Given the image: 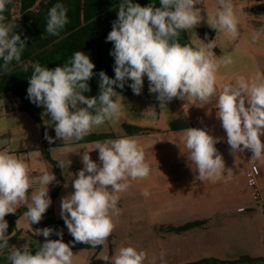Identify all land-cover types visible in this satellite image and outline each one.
Returning a JSON list of instances; mask_svg holds the SVG:
<instances>
[{"label": "clouds", "instance_id": "9594fccd", "mask_svg": "<svg viewBox=\"0 0 264 264\" xmlns=\"http://www.w3.org/2000/svg\"><path fill=\"white\" fill-rule=\"evenodd\" d=\"M11 2L0 0V71L4 74L12 73L9 65L13 61L19 63L26 48V38L21 39L15 31L17 25L7 22L3 15ZM198 3L201 0H160L156 7L155 3L141 6L133 0H121L117 19L106 38L114 45L110 55L115 60V78L100 71L98 96L84 95L90 91L88 81L95 64L82 51L74 52L63 66L54 69L31 64L28 98L43 106L44 115L50 116L48 124L54 126L55 138L80 141L106 122L118 121L123 97L113 86L122 89L130 80L133 93L139 95L146 76L149 92L157 94L161 108L173 98L191 100V104L201 107L214 104L230 151L235 155L248 150L251 160L264 161V75L256 73L251 79L236 76L218 88L216 74L232 59L215 57V39L195 48L177 40L181 31H192L200 24L201 10L195 7ZM217 5L214 13L207 11L208 26L236 39L239 20L233 0H217ZM67 11L63 3L52 6L45 32L58 36L68 23ZM251 38L256 42L259 37L253 33ZM28 67L25 64L24 70ZM45 136L52 142L53 137L47 132ZM219 139L204 128L188 127L183 131L184 154L191 167L195 165L192 169L201 182H216L225 176L224 160L215 147ZM92 149L99 150L101 163L93 161L89 151L82 154L83 168L72 179L74 191L61 199L60 215L74 242L95 248L103 245L115 228L113 217L119 214L120 199L117 193L127 191L131 181L147 178L151 167L134 138L97 141ZM57 163L63 169V161ZM55 180V175L47 170L30 175L22 159L0 152V253L9 246L5 216L15 214L23 205L27 208L23 215L30 224L39 223L52 202L49 184ZM68 186L66 182L64 187ZM142 194L149 193L145 190ZM53 231L49 227L37 228L35 235H43L45 240L35 254L28 244L13 247L6 257L8 264H73L74 253L70 244L63 241V232L56 233L60 239H48ZM97 258L111 264H145L148 255L127 245L119 247L112 256L101 254ZM158 259L160 264H166L163 253ZM149 264H157V257L153 256Z\"/></svg>", "mask_w": 264, "mask_h": 264}, {"label": "rangeland", "instance_id": "374dc122", "mask_svg": "<svg viewBox=\"0 0 264 264\" xmlns=\"http://www.w3.org/2000/svg\"><path fill=\"white\" fill-rule=\"evenodd\" d=\"M233 4L239 20V36L232 39L228 34L215 30L217 46L212 50L215 57L232 59L231 64L221 66L216 74L218 88L236 76L251 79L256 73L264 75V13L256 8V0H233ZM195 7L201 10L202 20L187 34L191 42L198 46L212 40L208 35L202 36L200 28L214 30L207 24V11L214 13L218 5L217 0H201ZM253 33L258 34L256 42L252 41ZM156 95L149 92V82L145 76L141 94L123 97L120 119L106 122L91 132L116 134L117 137L112 139H136L144 150L151 172L145 179L131 181L127 191L117 193L120 197L119 214L113 217L115 228L112 239L107 238L100 249L73 250V264H111V261L98 259L97 256H112L119 247L127 245L147 253L145 264H149L153 256L160 264L158 258L161 253L166 264H184L208 256L225 259H237L243 254L264 256V200H258L260 205L253 213L239 212L238 208L249 206L250 201L258 202L253 196L252 199L242 196L246 191L249 195L254 191L249 181L243 178L233 183L201 182L192 169L195 165L191 167L184 154L186 150L181 136L186 128L173 130L171 127V123L178 118L189 120L193 127L204 128L213 137L220 138L215 147L219 153H223L226 132L216 117L214 104L201 107L191 104V100L173 98L166 107L161 108ZM20 104L16 99L0 104V152L6 151L22 159L32 176L38 175L41 170L52 172L56 180L49 184V192L51 184L65 185L66 182L69 185L67 191L73 192L71 182L83 168L82 154L89 151L91 159L98 165L101 163L99 150L92 149L97 141L63 142L55 138L54 126L48 124L50 116L46 115L47 135L57 143L49 151L55 160L63 161L64 165L60 173L44 156L40 125L28 112L19 108ZM125 123L140 126L143 131L127 135ZM261 140L264 142V135ZM231 157L222 154L224 162ZM258 162L264 172V161ZM261 188L263 197L264 179ZM145 190L149 193L147 196L142 194ZM225 205H229L226 210L223 209ZM49 215H54V211L46 213L44 218ZM196 219H208L209 224L206 228L197 229L199 233H195L194 237L160 230V226H178ZM17 225L23 229V233L17 243L9 245L8 249L25 244L32 247L35 240L29 231L35 233L36 229L24 215Z\"/></svg>", "mask_w": 264, "mask_h": 264}, {"label": "trees", "instance_id": "16d2710c", "mask_svg": "<svg viewBox=\"0 0 264 264\" xmlns=\"http://www.w3.org/2000/svg\"><path fill=\"white\" fill-rule=\"evenodd\" d=\"M63 3L67 8L68 23L58 36L49 35L45 32L46 18L48 10L56 3ZM121 0H12L6 5V10L3 15L6 16L7 22L17 25L15 31L20 34L21 39L26 38V48L22 53L19 63L13 61L9 67L12 73L4 74L0 71V104H7L8 101L16 99L20 101V109L28 112L34 120L40 125L43 135V153L47 160L52 162L57 171L62 173V168L59 167L58 161L55 160L50 147L57 145L55 141H48L46 133V124L43 106H37L28 98L27 89L29 87V77L32 74L31 64L39 63L41 66L54 69L56 66H63L76 51H82L89 55L91 61L95 64L93 76L88 81L90 91L84 93L85 96L99 95V73L104 71L110 78H115L114 65L115 60L110 55L114 45L107 41V35L112 30V23L117 19L118 4ZM141 6H147L150 3H155L156 7L160 6V0H133ZM256 8L264 13V0H256ZM202 36L208 35L211 39H215V30L200 28ZM181 45L197 47L188 37L186 31H181L177 37ZM2 64V60H0ZM28 64L27 71L24 70V65ZM131 81H126L124 88L113 86L115 90L127 98L135 95L129 86ZM194 124L186 119L178 118L171 123L173 130L193 127ZM127 130V135H136L143 131L140 126H134L129 123L124 124ZM54 136L56 137L55 131ZM117 137L114 133H91L84 137L79 143H88L112 139ZM62 184L54 183L51 186L49 196L51 204L46 213H52V206L56 200ZM27 211L25 206L17 209L15 214L6 215L8 221L7 235L9 245L17 243L23 233L17 225V221ZM45 213V214H46ZM44 214V216H45ZM42 217L37 224H32L34 229H43L45 227L52 228L54 231L48 239H60L57 232H63V241L69 243L73 250L77 249H92L89 244L82 242H74V238L68 232L63 219H58L54 215H49L47 218ZM209 224L208 219H196L188 221L182 225L160 226V230L168 233H176L178 235L185 233L195 228H206ZM29 234L34 238L35 242L30 247L35 254L39 244H43L45 237L43 235H35L29 231ZM108 238L112 239V235ZM100 249V246L95 247ZM10 250L5 249L0 253V264H8L6 259ZM184 264H264V256H252L243 254L237 259H225L218 256H208Z\"/></svg>", "mask_w": 264, "mask_h": 264}, {"label": "crops", "instance_id": "0c3cea01", "mask_svg": "<svg viewBox=\"0 0 264 264\" xmlns=\"http://www.w3.org/2000/svg\"><path fill=\"white\" fill-rule=\"evenodd\" d=\"M226 143H227V137H225V140H224L223 153H220V154L221 155L222 154H229L232 157L230 158V160L228 162L227 161L224 162L225 163V176H223L220 180H218V182L216 184L233 183V182H237L239 180L241 181L243 178L244 179L246 178L249 181L247 172L251 169V166L253 164H257L260 168V171H261V174L259 177V183H260V188H261L262 183H263V179H264V172H262V169H261L259 162L251 160L252 153L248 150H247L246 155L243 153H237L234 155L231 151L227 150ZM228 169H229L230 174L227 175ZM249 185H250V182H249ZM51 186H52V184H51ZM261 190H262V188H261ZM69 193L70 192L67 191V188L64 187V183H62L61 190H60V192H59V194H58V196H57V198L54 201V204L52 206V212L54 211V216H56L58 219H62L61 215H60L61 199H62V197L68 195ZM242 196L246 197L247 199H252V196H253L256 199L254 191H252V194H250V195H249V192L246 191L245 194H242ZM262 200H264V196L262 197ZM256 203H258V204H256ZM256 203H252V201H250L249 206H247V207L241 206L238 208V210L240 208H245V211L239 210V212L250 211L251 213H253L258 209L257 206L260 205L259 201ZM228 207H229V205H225L223 209L226 210V209H228ZM197 229H200V228L191 229L189 231H186L183 234L192 235V237H194L195 233H199V232H196V231H199ZM183 234H180V235H183ZM257 256H261V255H257Z\"/></svg>", "mask_w": 264, "mask_h": 264}, {"label": "built area", "instance_id": "2783aa9c", "mask_svg": "<svg viewBox=\"0 0 264 264\" xmlns=\"http://www.w3.org/2000/svg\"><path fill=\"white\" fill-rule=\"evenodd\" d=\"M227 150L230 151L229 145L226 143ZM243 154H247V150L243 152ZM261 171L257 164H253L251 166V169L247 172L250 185L254 188V194L257 200H260L262 198V191L259 186V177H260ZM245 211V208H240Z\"/></svg>", "mask_w": 264, "mask_h": 264}]
</instances>
